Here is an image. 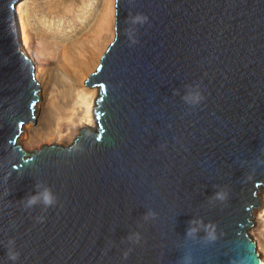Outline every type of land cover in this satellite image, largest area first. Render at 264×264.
<instances>
[{"label": "water", "instance_id": "obj_1", "mask_svg": "<svg viewBox=\"0 0 264 264\" xmlns=\"http://www.w3.org/2000/svg\"><path fill=\"white\" fill-rule=\"evenodd\" d=\"M18 1L0 0V264H260L248 229L264 184V0H116L84 81L98 87L95 128L33 151L17 142L39 99ZM37 182L58 197L46 211L21 201Z\"/></svg>", "mask_w": 264, "mask_h": 264}, {"label": "bare ground", "instance_id": "obj_2", "mask_svg": "<svg viewBox=\"0 0 264 264\" xmlns=\"http://www.w3.org/2000/svg\"><path fill=\"white\" fill-rule=\"evenodd\" d=\"M48 1H50L46 11L48 17H45V20L48 19L51 24L58 18L57 27L61 26L72 12L80 8L76 5L80 0ZM102 1V9L92 16L90 27L94 26V33L92 36L89 33L90 29L87 31V35L91 36L88 42L82 38L59 44L60 40L51 38L52 35L48 30H40L37 35L38 51L35 54L28 45L34 32L29 31L24 5L21 2L16 5L19 34L20 37H24L21 45L34 61V77L39 83V99L33 111V116L34 113L37 114L36 119L32 120L35 116L30 118L23 132L28 137L24 142L26 147L32 145L37 139H48L55 145H68L76 138L81 128H87V125L90 129L95 128L96 118L93 107L96 105L98 88L95 85H86L84 81L90 72L96 69L102 52L114 34L115 25L116 0ZM78 16L79 14L72 17V20H78ZM43 17L40 15V22H43ZM60 34L62 37L69 38L65 33ZM74 42L78 43L73 44ZM257 195L260 206L258 204L257 215L252 213L255 224H252L248 231H254L258 241L256 244L264 253V184L258 187ZM259 259L260 264H264V255L259 254Z\"/></svg>", "mask_w": 264, "mask_h": 264}, {"label": "rangeland", "instance_id": "obj_3", "mask_svg": "<svg viewBox=\"0 0 264 264\" xmlns=\"http://www.w3.org/2000/svg\"><path fill=\"white\" fill-rule=\"evenodd\" d=\"M20 2L24 5V8H25L24 12L26 13V16H27V19L29 22V31H30V33L34 32L33 37L31 38V40L28 41V43H29L28 45L34 54L38 51L37 35H38V32L40 30L41 31L42 30H48L49 34L52 35L51 38H56L58 41L60 40L59 44L74 41L76 39L80 40L82 38H83V40L88 42L89 38L91 37L90 34L93 36V33H94L93 32L94 26L90 27L92 24V22H91L92 16L94 14H98L99 11L103 7V1L102 0H80L76 4L77 6H80V8H77L78 10H76L74 13L72 12V14L69 15L68 18H66L63 21V24L61 26L57 27L56 24H58V22H59L58 18L56 19L58 22L55 20V21H52L51 24H50L48 19L45 20V17L46 18L48 17V14L46 11H48L50 1H48V0H20L16 5H18ZM77 14H79V16L77 17L78 20H72V17H76ZM40 15H41V17L44 16L42 18L43 22H40ZM17 20H18V16H17ZM18 24H19V21H18ZM89 29H90V32H89L90 37L87 35V33H88L87 31ZM60 33L67 34L69 36V38L62 37L61 36L62 34H60ZM114 35H115V32H114L112 38L108 41V45L113 40ZM21 36H22V29H21ZM20 40H21V43H23L24 37H20ZM75 43H78V42H74L73 44H75ZM106 48H105V50H106ZM105 50L102 52V54L105 52ZM99 62H100V60H99ZM99 62H98V64H99ZM93 71L94 70H92L90 72V74ZM86 79H87V77H86ZM34 114H35L34 115L35 117L32 119L33 121L36 119V115H37L36 113H34ZM27 124H28V122L25 123V125L23 126L22 131L20 133L21 135L19 134L20 137L18 138V144H20L24 150H27V151H33V149L39 150V148L41 146H43L44 144L48 145V144L54 143L53 141H51V140L49 141L48 139L47 140L37 139L35 142H33L32 145L26 147L24 145V142H25V140H27L28 137H27V134H25L23 132L26 130ZM94 126H96V124ZM73 140L68 145H70L73 142ZM61 145L62 146H68V145H64V144H61ZM256 195H257V192H256ZM259 206H260V204H259ZM259 206L253 207L252 213L254 212L255 215H257L256 211L259 208ZM256 218H255V221L257 220ZM252 221H253V225H254L255 224L254 219H252ZM248 232H249V235L251 236V238L256 242L257 240L254 236V231H252V232L248 231ZM259 247L256 244V249L259 252L260 256H262V255H264V253H263L262 249H260Z\"/></svg>", "mask_w": 264, "mask_h": 264}, {"label": "clouds", "instance_id": "obj_4", "mask_svg": "<svg viewBox=\"0 0 264 264\" xmlns=\"http://www.w3.org/2000/svg\"><path fill=\"white\" fill-rule=\"evenodd\" d=\"M146 21H147V17L141 14H137L135 17L131 18V23L133 25L143 24ZM128 35L133 44L137 42V40L134 38L133 30H129ZM185 87L186 89H188L185 92V94L182 96V99L185 101V103L190 105H197L204 99V95L199 84H188ZM175 91L177 94H179L178 89ZM35 189L36 191L34 194H30L26 196L23 200H21L26 209H31L36 205H42L43 206L42 210L46 211L48 208L53 207L58 203V197L50 186L42 182H37L35 184ZM212 198L223 201L227 199V193L224 191H217L213 194ZM155 215L156 213L154 211H149L145 213V219H148L149 217H154ZM37 219L43 220L44 216L43 215L38 216ZM196 223L197 221L195 220L190 221V224H196ZM199 223L203 224V221H200ZM204 228L206 232V239L215 240L216 239L215 226L212 224H208L205 225ZM198 231L199 229L197 227L190 226L186 231V235L192 236L196 234ZM133 238H135L136 242H139L140 240L139 233L130 234L128 237L129 240H132ZM7 247H8V251H7L8 258L13 261L17 260L19 258L20 253L17 250H15V240L10 239L7 242ZM124 255L125 257H127L128 253L125 252ZM181 260L183 261V264H191L192 257L190 255H185L181 258Z\"/></svg>", "mask_w": 264, "mask_h": 264}]
</instances>
